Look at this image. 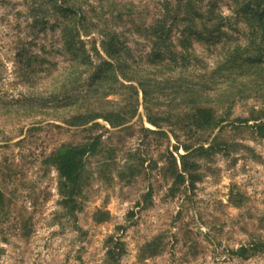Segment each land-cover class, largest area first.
I'll list each match as a JSON object with an SVG mask.
<instances>
[{
  "label": "rangeland",
  "instance_id": "obj_1",
  "mask_svg": "<svg viewBox=\"0 0 264 264\" xmlns=\"http://www.w3.org/2000/svg\"><path fill=\"white\" fill-rule=\"evenodd\" d=\"M70 1L121 34L131 54L123 58L150 72L148 100L138 82L132 81L136 91L124 81L127 87L102 94L100 101L130 113L135 96L137 113L129 122H73L85 101H64L57 81L71 63L61 26L53 28L52 12L44 26L34 22V7L47 0H0V264H264V253H234L264 240V137L255 127L264 123V96L241 97L235 90L231 104L221 91H199L196 58L188 66L194 74L185 78L190 94L178 92L181 81L174 86L163 80L169 71L149 64L154 49L146 33L180 0ZM202 3L233 16L231 0ZM172 23L168 18L166 27ZM244 27L241 22L240 32L230 33L242 37ZM182 28L176 21L171 29L176 50L182 49ZM82 38L88 49L95 39L100 45L98 32ZM189 52L209 67L222 57L220 49L200 41ZM81 89L78 96L86 86ZM202 108L221 121L219 127H184ZM214 139L215 148L191 155L182 171L184 145L193 150ZM95 140L72 213L62 203L54 155Z\"/></svg>",
  "mask_w": 264,
  "mask_h": 264
},
{
  "label": "trees",
  "instance_id": "obj_2",
  "mask_svg": "<svg viewBox=\"0 0 264 264\" xmlns=\"http://www.w3.org/2000/svg\"><path fill=\"white\" fill-rule=\"evenodd\" d=\"M202 1L204 0H180L176 8L168 5L163 16L156 19L155 24L147 29V38L153 42L154 49L149 64L154 67H165L169 75L163 80L167 84L173 83L174 86L176 81H181L177 88L178 92L184 94H190L192 91L191 84L185 82L187 81L185 78L194 74L191 72L193 68L190 71L188 66L191 65V60L196 58V77L200 78L196 87H199V91L209 93L221 91L222 94L218 93V95H224L225 100L231 104H234L238 95L241 97L264 96V0H231L233 16L224 15L216 10L214 4L205 7ZM47 2L34 7V22L44 26L47 18L52 16V12L55 20L52 24L53 28L61 26L62 37L65 48L70 54L71 63L66 73L60 74L61 77L57 81L62 83L61 88L66 96L64 101L72 98L74 101L70 105L85 101L84 105L81 103L78 105L85 111L72 117V121L87 124L101 117L112 127L129 122L137 113L139 102L135 96H132L135 101H131L130 113H121L107 106L108 102L100 101V97L102 94L105 96L115 94L121 86L127 87L124 81H135L142 86L144 99L148 100L149 81L145 79V76L150 73L148 69L134 67L123 58V54L131 56L129 46L121 40V34L113 27L106 26L102 19L92 21L70 0H47ZM171 17L173 23L167 28L168 18ZM176 21L183 22L179 38L182 45L180 50L175 49L176 44L173 43L170 35ZM241 22L245 25L241 33L242 37L231 34L230 30L233 28L238 30ZM94 32L100 35V45L96 44L95 39L88 49L82 36ZM195 41L203 42L208 48L220 49L222 57L215 66L199 64L200 58L189 52ZM30 66L29 62L26 70L31 76L35 70L30 71ZM84 75H86L85 79ZM173 78L174 81H172ZM129 84L130 89L137 91L133 82ZM82 86H86L84 96H78L77 93H83ZM197 113H200V117L196 116L195 110L194 115L189 117L190 120L184 127L190 125L200 130L208 124L213 128L221 124V121L212 118L210 109H198ZM148 120L154 124L158 123L150 113ZM255 127L260 136L264 137V123L256 124ZM97 141L64 146L54 155L61 176L64 196L62 203L64 208L72 213L76 212L77 196L82 190L86 155L96 149ZM215 143L214 139L208 147L200 145L193 150L184 145L186 153L180 155L184 169L182 171L186 170L187 158L199 153L200 150L206 152L213 150ZM2 200L0 190V204ZM115 250L113 246L109 254L115 255ZM234 253L241 257L264 253V240H255L242 245Z\"/></svg>",
  "mask_w": 264,
  "mask_h": 264
}]
</instances>
